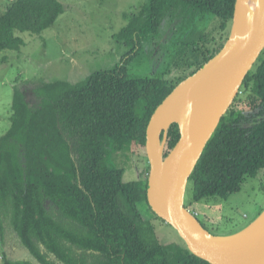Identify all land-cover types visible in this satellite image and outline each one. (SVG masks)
<instances>
[{"label":"trees","instance_id":"trees-1","mask_svg":"<svg viewBox=\"0 0 264 264\" xmlns=\"http://www.w3.org/2000/svg\"><path fill=\"white\" fill-rule=\"evenodd\" d=\"M236 4L148 0L127 16V26L118 35L133 47L131 59L125 56L116 67L81 83L43 84L35 89L37 105L30 106L17 90L11 128L0 139L2 252L11 242L15 248L22 245L38 264H210L193 255L182 239L183 246L162 245L152 221L143 215L140 208H147L166 223L148 201L150 163L140 180L126 182V170L112 156L146 149L156 109L229 40ZM1 12L0 52L19 51L25 42L18 33L41 35L55 26L65 7L60 0H10ZM146 47L152 55L158 48L169 53L173 66L187 68L185 75L171 79L174 71L167 69L131 77L129 62ZM243 104L252 112L237 116ZM180 138L174 124L165 158ZM262 171L261 56L190 179L193 202L228 200ZM31 257L17 261L5 255L4 263L35 264Z\"/></svg>","mask_w":264,"mask_h":264},{"label":"rangeland","instance_id":"rangeland-1","mask_svg":"<svg viewBox=\"0 0 264 264\" xmlns=\"http://www.w3.org/2000/svg\"><path fill=\"white\" fill-rule=\"evenodd\" d=\"M8 1L0 0V15ZM60 1L65 12L55 26L41 35L18 33L25 46L19 51L0 52V139L11 128L12 105L17 90L21 91L30 106L37 105L39 98L35 89L43 84L56 81L81 83L95 72L116 67L125 56L131 59L129 53L133 47L126 38L119 40L118 35L127 26V16L147 4L148 0ZM261 56L264 59V51ZM128 68L131 77L158 75L170 69L174 71L171 79L185 75L183 73L187 69L173 66L169 53L162 51V48L152 55L151 48L147 47L132 57ZM249 112H252L251 108L243 104L236 114L239 116ZM112 159L118 167L126 170V182L140 180V175L149 166L146 149H132L127 154L114 153ZM189 203H192L190 207ZM186 204L191 211H195L199 221L211 234H236L264 212V171L258 177L249 179L243 190L228 200L211 198L193 202V188L188 185ZM140 209L145 218L152 221L162 245L183 246L174 228L157 220L147 208ZM4 245L6 248L2 252L0 242V264H5V255L17 261L31 257L22 245L18 248L11 242ZM29 260L39 263L34 257Z\"/></svg>","mask_w":264,"mask_h":264},{"label":"water","instance_id":"water-1","mask_svg":"<svg viewBox=\"0 0 264 264\" xmlns=\"http://www.w3.org/2000/svg\"><path fill=\"white\" fill-rule=\"evenodd\" d=\"M247 1L237 0L233 31L223 49L175 88L156 109L147 130L149 204L193 255L210 264H264V212L236 234L215 236L186 206L197 165L264 51V0H256L253 11ZM174 124L181 138L165 158Z\"/></svg>","mask_w":264,"mask_h":264},{"label":"bare ground","instance_id":"bare-ground-1","mask_svg":"<svg viewBox=\"0 0 264 264\" xmlns=\"http://www.w3.org/2000/svg\"><path fill=\"white\" fill-rule=\"evenodd\" d=\"M257 2L256 0H248L246 3L247 9L249 11H253L256 8ZM238 32H240L239 34H241L243 32V28L240 27Z\"/></svg>","mask_w":264,"mask_h":264},{"label":"clouds","instance_id":"clouds-1","mask_svg":"<svg viewBox=\"0 0 264 264\" xmlns=\"http://www.w3.org/2000/svg\"><path fill=\"white\" fill-rule=\"evenodd\" d=\"M261 58V57H260ZM196 217H197V215L196 214H194Z\"/></svg>","mask_w":264,"mask_h":264},{"label":"flooded vegetation","instance_id":"flooded-vegetation-1","mask_svg":"<svg viewBox=\"0 0 264 264\" xmlns=\"http://www.w3.org/2000/svg\"><path fill=\"white\" fill-rule=\"evenodd\" d=\"M147 220V219H146Z\"/></svg>","mask_w":264,"mask_h":264}]
</instances>
